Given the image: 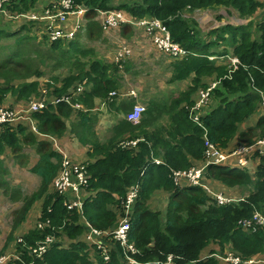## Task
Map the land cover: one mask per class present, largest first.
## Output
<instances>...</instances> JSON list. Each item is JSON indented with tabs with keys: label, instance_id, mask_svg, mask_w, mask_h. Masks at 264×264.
Masks as SVG:
<instances>
[{
	"label": "trees",
	"instance_id": "obj_1",
	"mask_svg": "<svg viewBox=\"0 0 264 264\" xmlns=\"http://www.w3.org/2000/svg\"><path fill=\"white\" fill-rule=\"evenodd\" d=\"M37 1L10 0L7 9L12 13H23L31 9L51 8L56 2L49 0L44 3L46 7L38 8L35 7ZM69 1L71 10L81 8L84 11L81 16L84 26L81 27V23L78 25L71 42L55 39L46 44L43 52L35 54L39 48L37 47L32 52V57L31 48L37 43L31 36H20L22 31L30 30L29 25L24 23L16 33L17 40L10 46H2L4 54L0 57V100L8 92H18V98H27L36 93L38 82L26 81L31 78L38 80L50 73L49 80L55 82L56 78L52 73L61 70L70 61L73 67L71 69L78 73L66 77L62 86L54 88L53 93L60 97L70 86L85 82L83 87L90 85L92 88L84 90L77 99L85 109L93 108L94 99H107L119 87L117 66L97 58L87 62L78 61V54L86 55L91 49L79 50V42L76 40L82 37V28L89 41L100 38L104 30L97 20V13L105 11H120L136 20H159L171 39L188 52L186 57L170 61L168 82L191 79V85L170 100L166 110L169 116L166 129H153L150 132L144 130L151 125L159 107L156 102L149 101L140 123L132 125L122 117L107 144L101 143L95 134L96 117L89 112L78 111L79 120L71 125V133L81 145L89 147V157L96 159L85 167L88 178L81 214L75 210H67L63 205L64 197L54 191L48 193L62 159L61 154L52 150L48 143H37L39 161L30 172L39 177L40 185L29 196L20 197V190L4 179L6 171L3 160L0 159V191L12 203L19 199L21 201L19 208L13 211L14 222L7 242L12 241L14 229L24 221L32 204L39 199H43L39 221L49 224V228L43 231L33 229L25 234L22 237L24 245L16 243V253L6 264H122L123 254L118 244H113L107 261H103L96 251L94 260H90L89 246L76 240L85 231L80 224L81 219L97 230L115 228L120 220L126 189L136 183L140 190L128 218L127 244L136 250L130 257L137 263H155L171 256V264H225L212 255H223L226 250L242 260L263 255L264 227L250 233L238 224L256 211L264 214L263 158L253 175L245 169L224 165L207 169L209 180L227 187L248 190V195L241 201L224 205L217 204L212 196L198 187H189L185 183L183 187L177 188L171 178V170L187 169L193 165L191 160L201 159L203 137L221 149H225L235 137L240 145H250L264 137V115L259 117L252 128L245 132L239 131L240 124L254 114L257 104L264 98V16L258 17L256 14L264 8V0ZM38 2L42 4L41 1ZM220 7L234 9L243 18L255 15L256 21L258 17L255 29H251V24H226L201 32L196 29L190 17L185 18L183 14ZM122 30L124 28H121V34L125 36L126 33ZM14 34L0 29V41L3 37ZM101 40L102 38L99 41ZM220 47L223 50L219 51ZM229 49L240 62L231 72L228 64L216 65L209 60L210 56L226 58L231 54ZM57 50H63L59 53L60 57ZM70 51L74 53H69ZM108 73L115 75L110 77ZM212 79L218 82L209 94L216 105L208 106V112L200 117L199 126L189 117V109L194 102L192 96L197 89H207L205 82ZM17 81L23 82L15 89L11 85ZM126 111L122 113L125 114ZM71 113L68 105L58 103L55 106L48 105L42 112L31 114V118L40 134L61 137L66 131L64 120ZM162 132L167 134V138L161 135ZM120 138L125 142L134 139L139 141L134 147L128 148L119 144ZM34 142L33 136L25 134L21 126H17L15 130L9 124L0 127V156L5 147H10L17 156L15 159H18V152ZM157 157L160 158L159 164L152 162V158ZM159 189L168 196L162 212L150 210L147 203L153 192ZM52 233L56 238L64 236L74 242L66 249L60 243H55L40 257L33 256L28 248L34 247L36 241H41ZM211 245H215L216 249H209V256L201 259L202 252Z\"/></svg>",
	"mask_w": 264,
	"mask_h": 264
},
{
	"label": "crops",
	"instance_id": "obj_2",
	"mask_svg": "<svg viewBox=\"0 0 264 264\" xmlns=\"http://www.w3.org/2000/svg\"><path fill=\"white\" fill-rule=\"evenodd\" d=\"M42 4L38 3L36 4L35 7L41 8L44 7V3L45 2H41ZM46 7V6H45ZM125 21L122 22L118 29L120 28H124V31L126 33V35H122L121 34V30L118 33L117 37H112L113 34H115V31H111V32H103L102 35V44H106L108 42V40L105 37V35H108L111 38H108L111 41L112 45H115V47L120 50L121 48H123V46H126L123 38L126 39V36L128 35V33L130 32L129 30H131V33L134 32L137 35H139L141 38L146 37L145 41L147 40L149 42V44L151 45L152 49L156 52H158V50L155 49V47L153 46V44L151 43V38L152 35L154 34L152 31L150 32L147 27L145 26H141L138 24L136 19H133L130 15H126L125 13H123ZM242 19H247V18H243ZM83 21V17H68L66 19V22L62 24V28L64 27H69L74 23H81L82 24ZM25 23L22 20H18V22H8L6 21L3 17L0 16V29H8L11 26H13L15 29L14 31H16V29H20L21 25ZM3 24H6L3 25ZM30 27V32L32 31L31 35L32 37L39 39L40 36L42 37V40H44V34H45V28L48 26L47 22H42L40 25H38L36 28L32 27V25L28 24ZM245 25V24H244ZM9 30V29H8ZM133 37H130V39ZM136 38V37H135ZM116 40H119L116 42ZM113 42V43H112ZM99 44V45H102ZM111 45V46H112ZM98 49H101L100 46H97ZM117 50V51H118ZM223 50V47L219 49ZM117 51L113 54H111L113 57L111 59V61L109 62H105L107 64H110V62H112V64L116 65V53ZM229 53H231V49L228 50ZM107 52V51H106ZM160 54H162L160 51L158 52ZM134 54H129L124 61L122 62V70H119L116 72V78L119 81V87L116 88L114 91L117 93L114 96H110L105 99V100H99V99H94L93 100V108L90 110L85 109L84 105L82 103H80L82 105V109L83 111L81 112H89L90 115L95 116L96 117V125L94 124V131L95 134L98 138L99 141H101V143H105L107 144V141L110 139L111 136H113L114 132L113 129L114 127L120 123V120L122 119V115H124L122 113V111H126L123 109H128V107L131 109L130 106H132L135 103H141L145 106V108H147V104L149 101H153L156 102L157 104H159V107L156 111V113L154 114V120H152L151 125L147 128H145V131H152L153 129L155 130H161L162 126H168V123H166L167 118L169 120V116L166 113V110L168 109V104H169V97L172 95L173 92H184L185 90H183L184 87V81L186 80H182V81H177L175 83H165V87H161L160 92L162 93V95L160 97L155 98L154 95H156L157 93V87L159 85V83H157L158 81H154L153 86L149 87L147 86V83H143V81H138L139 77L134 79V76L130 75L129 72V67L132 68V64L130 62V58L133 56ZM232 55V53L230 54ZM166 56V55H165ZM108 60V59H106ZM170 60V58H169ZM101 61V60H100ZM219 61V63H218ZM134 62V61H133ZM214 63L216 65H225L227 64V60L226 58L223 57H217L216 61H214ZM128 67V69H127ZM127 70V71H126ZM126 71V72H125ZM154 73H156V69H154L153 71ZM78 72L73 71L67 74V77L70 75H75ZM57 73H55L56 75ZM54 75V77H55ZM115 74L112 73H108V76L112 77ZM41 79L36 80L38 82L37 85V92L36 93H32L30 94L27 98H18V92L16 93H12V92H8L1 100H0V107L7 109L9 111H14L16 113V118L14 119V121H12L11 123H9L10 127L12 129H16L17 126H21L22 128H24L25 130V134L29 133L33 136L35 142L30 145L27 146L25 148H23L20 152H18V159H15V156L12 153V150L10 147H5L4 148V153L3 155L0 156V159L3 160V168L6 171V175L4 177V179L10 183L13 187H16V176L14 175V172H17L19 170H26L30 175H33L35 177H37L36 175H34L33 173L30 172L31 168L34 167L37 162L39 161V155L36 153V148H37V143L39 142H46L50 145L52 150L56 151L55 147H59L66 155L67 157H69L70 161L72 162V165L74 167H77V165H84L86 167V165L88 163H94V161L96 160L95 158H90L89 157V149H87V151L85 150V153H76L75 151H77V149L79 147L82 146L81 149H85L86 147L89 148L88 146H83L81 145V143L78 141V139L75 138V136L71 133V125L76 123L79 120V117L77 115L78 111H72V113L70 114L69 118L65 121L66 124V131L64 132V134L61 137H52V136H47V135H43L40 134L37 130H36V123L32 120L31 118V114L30 111L28 110V106L30 103H38V102H44L46 104H51V102L59 97L56 94L53 93L54 88L59 89L62 84H63V80L66 77L63 78H59V77H55L56 81H51L49 80V78H44L40 77ZM35 79L31 78L30 80L26 81V82H32ZM213 80V79H212ZM48 81V82H47ZM23 81H17L14 82L11 86H14L15 89L19 87V85H21ZM130 83V85L132 84H136L137 86L136 91L138 92V97L135 99H131V98H126L123 96H120V94L125 93L127 90H129L130 85H128ZM90 88H92V86L88 85V86H84V90L89 91ZM133 89V88H131ZM201 89H197L196 92L193 94L192 96V100L196 101L197 98L199 97V93H200ZM84 92V91H83ZM136 92V93H137ZM63 94H61L60 96H62ZM170 95V96H169ZM130 109H128L127 111H129ZM126 111V112H127ZM208 111V108L205 110ZM125 112V113H126ZM101 115V117L99 118L98 116ZM262 115H264V101H261L260 103L257 104L256 109L254 111V114L250 117H248L247 119H245L239 126V131L240 132H245L247 129L252 128L256 121L259 119V117H261ZM118 117H121L120 119H118ZM162 119L163 122H161L160 120ZM161 135L164 138H167V134L164 135V133L162 132ZM18 137L20 139H22L21 135H18ZM123 140L122 138H120L118 141ZM132 141H137L136 139L132 140ZM132 141H126V142H132ZM139 141V140H138ZM117 142V141H116ZM121 142H125V141H121ZM120 142V143H121ZM119 143V144H120ZM239 144V142L237 141V138L235 137L233 140H231L230 142H228L227 147L224 149L225 152H230L233 151V149H235ZM245 145V144H243ZM128 148H132V147H128ZM57 152V151H56ZM59 153V152H58ZM60 154V153H59ZM77 155H79V157H77ZM82 158V159H81ZM154 159H159V157L157 158H152V160ZM83 160L85 162H83ZM191 164H195V165H199L200 161H193L191 160ZM260 159L259 157L254 154L251 155V157H249L246 160V166L244 167H238L236 164V159L235 158H230L227 160L226 164L224 166H229V167H235V168H239V169H245L247 170L251 175L254 174L256 167L259 165ZM207 170L204 172L203 177H204V183L209 186L213 191H215L216 193H220L223 196L229 197L231 198L233 201L235 202H239L241 201L243 198H245L244 196L246 195V191L245 189L242 188H237V187H227L219 182L216 181H212L209 180L210 178L207 177L206 175ZM226 188V189H225ZM53 192V188L50 185L48 188V193H52ZM165 197V198H164ZM167 194L164 193L163 190L159 189V190H155L151 196V198L147 201L148 203V208L152 211H155V209L157 208V204L155 202V199H165V201L167 200ZM9 202L12 205H17V202H10L6 197L3 196L2 192L0 191V203H6ZM42 204H43V199H39L36 202H34L29 210V212L27 213L25 219L23 222H21L13 231L12 234V241L11 242H7V238L9 236V233L11 231V227L10 229L6 228L3 226V223L0 220V257H4L7 260H9L11 257H13L15 255V251H16V246L15 243L18 239H22V237L27 234L30 230H33L36 223L39 221L40 215H41V210H42ZM165 209V208H164ZM160 212H162L161 210H159ZM40 212V214H39ZM39 214V215H38ZM38 215V216H37ZM14 222V218L12 219L11 222V226L13 225ZM80 224H83V219L80 220ZM109 230V229H108ZM6 237V238H5ZM62 240H60L59 238V243L60 246L62 248H68V246L74 242V240H69L67 238H65L64 236L61 237ZM105 239L101 240L100 239H95L93 237H89V235L87 234L86 230L84 232H82V234L78 237V239L76 241L78 242H84L86 245H88L89 247H91L94 243V241H98V242H102L104 243ZM216 249L215 245H211L210 247H208L204 252H202L201 254V259H204V257H208L209 255L207 254V251L209 249ZM94 250V248L88 249V255L90 256V253L93 254V257H91L92 260H94V253L92 252ZM226 252H230L229 250H226ZM214 255H218V254H214ZM254 261L255 264H264V254L263 255H259L257 257H254Z\"/></svg>",
	"mask_w": 264,
	"mask_h": 264
},
{
	"label": "built area",
	"instance_id": "obj_3",
	"mask_svg": "<svg viewBox=\"0 0 264 264\" xmlns=\"http://www.w3.org/2000/svg\"><path fill=\"white\" fill-rule=\"evenodd\" d=\"M55 1L56 2L53 3L51 8L46 7L45 9H31L30 11L23 13H12L7 9L10 0H0V16L6 18L10 22H18V20H22L25 23H29L34 28L42 22H47L48 26L45 28L44 34L45 40H48L47 42L51 43L55 39H61L68 43L72 40L74 33L77 31V24L79 23H74L71 26L64 28H62V24L66 22L68 17H81L84 11L81 8L71 10V3L69 0ZM60 6H63V8H60ZM78 10H82V12ZM97 17L100 18V24L104 31L109 30V26H114L119 23L121 24V22L125 21L124 15L120 11L99 12L97 13ZM137 22L138 24L140 22L142 26L147 27L150 32L152 31L154 33L151 38V43L159 49L162 54L166 55L170 59L179 60L188 55L187 51L171 39L165 27L159 20L141 18L140 20H137ZM123 51V48H121L116 53V66L119 70H122V62L128 56L125 55ZM216 59V56L209 57L210 61ZM226 60L230 72L235 70L238 64H240L239 60L233 55L226 56ZM84 84L85 82H82L80 84L70 86L62 96L55 98L51 104L55 105L58 103H65L75 112L83 111L82 105L77 101V99L81 94H83ZM217 84L218 82L214 81L207 89L200 90L199 97L193 102V106L189 109V117L197 125H201L200 117L205 114V110L209 105H211V103H209V100H211L209 94ZM116 94L117 93L115 91H112L110 96H115ZM120 96L135 99L137 98V93L133 88L120 94ZM262 101H264V98ZM45 108L46 104L44 102L30 103L28 106L30 113L39 112ZM145 111L146 108L143 104L135 103L132 105L131 109L124 114L123 118L130 124L137 125L140 123ZM15 118L16 113L14 111H9L0 107V127L3 124L11 123ZM137 142L138 140L132 142H121L120 145L122 147H134ZM55 148L56 151L61 154L62 159L58 172L52 180L53 191L54 193H57V195L64 197L63 205L67 210H75L81 214L82 204L86 195V181L88 178V175L85 172V166L77 165V167H74L69 157H67V155L59 147ZM253 154H257L258 156L264 158V137L257 140L253 144L237 146L230 152H225L224 149L217 147L204 137L202 159L199 165L194 164L184 170H171V178L175 186L186 183L190 186H201L205 191L210 193V189L203 185L201 181L202 175L208 167L225 165L227 160L230 158L236 159L238 167H244L246 166V160ZM152 162L155 164L161 163L159 159H154ZM138 187L139 185L135 184L126 189L124 201L121 205V213L123 212L124 214L115 228H112L109 231H97L83 221L89 237L100 239V241L103 239H107L109 241L107 244L94 241L96 250L99 252L104 261L109 259L111 244L117 243L122 248L124 264H140L130 257V255L134 254L136 250L127 244V234L129 230L128 214L130 213L134 199L137 196ZM212 195L214 196V200L220 205L227 204L231 201L229 198L219 193ZM239 223L243 228L251 229L252 232H255L258 228L264 227V215L254 212L251 218L242 220ZM46 228H49L48 222L38 221L36 223V229L43 231ZM51 231H53V229H51ZM58 241L59 239L52 233L50 235H46L41 241H36L35 246L28 249L33 256L40 257L50 248L51 245L58 243ZM16 242L24 245L21 238ZM217 258L225 264H255L254 259L242 260L233 253H227L224 256ZM7 261L8 260L6 258L0 257V264H6ZM168 261H170V259H168Z\"/></svg>",
	"mask_w": 264,
	"mask_h": 264
},
{
	"label": "rangeland",
	"instance_id": "obj_4",
	"mask_svg": "<svg viewBox=\"0 0 264 264\" xmlns=\"http://www.w3.org/2000/svg\"><path fill=\"white\" fill-rule=\"evenodd\" d=\"M38 1L46 2L49 0H38ZM38 1H37V3H39ZM78 11L82 12V10H78ZM183 14H184L185 18L190 17V20L193 23H195L196 29L201 31V32H208L209 30L218 28V27H220L222 25H226V24H230L233 26L251 24V29L254 30L255 29V23H257V21H258V17L264 16V8L261 9V11L259 13H256L258 15L257 21H256L255 15L249 16L245 20V19H242L234 9H231V8L227 9L224 7L215 8L212 10H210V9L196 10L191 14L184 12ZM218 18H220V20ZM97 20L100 22L99 17H97ZM27 24H29V23H27ZM3 25L6 26V24H3ZM77 25H79V24H77ZM119 25H120V23L116 24L114 26H109V30H107L105 32L115 31L114 32L115 34H113L112 37H117L119 31L121 30L120 28L118 29ZM139 25L142 26V24L140 22H139ZM83 26L84 25L82 23L81 27H83ZM8 29H5V30L9 33H15V34L11 37H3L2 41H0V57L4 54L2 46H10L11 43L15 39L17 40L16 33L18 32L19 27H18V29H16V31H14L15 28L13 26H11ZM80 31H81L82 37L76 38V40L79 42V47H80L79 50L88 51V49H91V51H90V53H87L86 55H80L77 53L79 55V59L77 58L78 61L87 62L88 60H91L93 58H97L98 60H101L104 62L111 61V59L113 57L111 54L115 53L118 50L115 47V45L111 44L112 40L110 41L108 39L111 37H109L108 35H105V37H103V38H106L108 40V42L106 44H102V42L99 41L102 38V36L100 38L96 39L95 41H89L85 35V31H83V28ZM31 35H34V34H32V31L30 32V30H29V32L27 30H24L20 33V36H29L30 37ZM42 37L40 36L39 39H37V37L36 38L32 37L34 39L35 43H37L39 46L33 42L35 45H34V47L31 48L30 56L34 57V54L32 52L35 49H37V47H39V48L35 51V54L37 52H43L47 46L46 44H49V42H47L48 40H42ZM130 37H133V38L130 39ZM94 38H95V35H94ZM145 38L146 37L141 38L139 35H137L134 32H132V33L129 32L128 35L126 36V39L123 38V41L126 45V46H123V50H124L123 52L125 55H129L132 53L134 54L129 59L131 64L133 63L132 68L129 67V72H130L131 76H134V79L139 77L138 81H143V83L145 82L147 84L149 83L147 85L149 87L153 86V84H151V83H153L154 81H158L157 83H159V85L157 87V93H156V95H154L155 98H157V97H160L162 95V93L160 92L161 87H165L166 86L165 83H167L169 78H170V71L171 70H170L169 63L173 59L171 58L169 60V57L165 56L164 54L158 53L159 49H157L155 46L154 47L156 50H158V52L154 51L152 49L151 45L149 44V42L147 40L145 41ZM117 41H119V40H116V42ZM63 44L65 45V43H63ZM99 44H102V45H99ZM97 46H100L101 49H98ZM65 48L68 49L67 46H65ZM61 51H63V50H57L58 57H60L59 53H61ZM69 53H74V52L70 51ZM106 59H108V60H106ZM72 61H75V59H73ZM110 63H112V62H110ZM218 63H219V61H218ZM71 67H72V63L70 61L61 70L53 72L52 75L54 76L55 73H57L55 75V77H59V78L60 77L61 78L67 77V74L69 73V71L70 72L76 71L75 69H71ZM154 69H156V73L153 72ZM49 76H50V73H46V76H44V78H49ZM190 80L191 79H188V80L183 82L185 84L183 87V90H185L186 87L188 88L191 85ZM212 82H214V80H207V82H205V83L209 86ZM170 84H172V83H170ZM128 85H130V83ZM136 86H137L136 84H132V85H130L129 89L134 88L136 91V88H135ZM137 94H138V92H137ZM178 94L179 93H177V92H173L171 96L169 95L170 96L169 101L171 99H173L174 97H177ZM137 97H138V95H137ZM209 103H211V105H210L211 107L216 105L213 100H209ZM123 116L124 115H122V117ZM98 117L100 118L101 115H99ZM120 118L121 117H118V119H120ZM166 118H167V121L165 124L168 123V117H166ZM160 121L163 122L162 119ZM167 127L168 126L164 125L161 128L166 129ZM81 148H82V146L79 147L77 149V151H75V152L76 153H79V152L85 153V150L87 151V149H89L87 147L85 149H81ZM77 157H79V155H77ZM83 162H85V161L83 160ZM14 175L16 176V178H15L16 183H17L16 186L18 187V189L20 190V193H21L20 197L31 195L33 192H35L38 189V187L40 185L39 177H35L33 175H30L26 170H19L17 172H14ZM247 195H248V190L246 191L245 196H247ZM19 200L17 201V205L16 204L12 205L9 202L0 203V220L3 223V226L8 228V229H10V227L12 228L11 222H12V219L14 218L13 211L18 209L19 206L21 205V201H19ZM155 202L157 204V208L155 209V211H159V210L164 211V208H165L166 203H167L165 201V199L156 198ZM39 214H40V212H39ZM123 214H124L123 212L120 213L119 217L121 218ZM34 229L38 230V229H36V225H35ZM61 237L62 236H60V240H62ZM15 246H16V243H15ZM90 256L93 257V254L90 253Z\"/></svg>",
	"mask_w": 264,
	"mask_h": 264
},
{
	"label": "clouds",
	"instance_id": "obj_5",
	"mask_svg": "<svg viewBox=\"0 0 264 264\" xmlns=\"http://www.w3.org/2000/svg\"><path fill=\"white\" fill-rule=\"evenodd\" d=\"M45 40V39H44ZM69 42H71V40L69 41ZM68 42V43H69ZM213 61H216V60H213ZM30 80V79H29ZM39 80V79H38ZM34 81H36V80H34ZM58 98V97H57ZM46 104V103H45ZM48 105H52V104H46V107L48 106ZM56 105V104H55ZM55 105H53V106H55ZM46 109V108H45ZM44 110V109H43ZM42 110V111H43ZM42 111H39V112H42ZM39 112H33V113H39ZM32 113V114H33ZM199 126H201V125H199ZM203 139V141H204V137L202 138ZM238 146H241V145H238ZM254 155V154H253ZM257 155V154H256ZM258 156V155H257ZM259 157V159H260V162H261V158H263V157H260V156H258ZM201 159H202V156H201ZM201 159L199 160V161H201ZM264 159V158H263ZM260 162H259V164H260ZM194 165V164H193ZM212 167V166H211ZM209 168V167H208ZM207 168V169H208ZM206 169V170H207ZM205 170V171H206ZM204 174V173H203ZM201 181H202V183H203V185H205V186H207L205 183H204V177H203V175H202V179H201ZM136 184H138V183H136ZM139 185V184H138ZM185 184H182V185H179V186H176L177 188H181V187H183ZM187 186H189V187H198V188H200L201 190H203L206 194H208V195H210V196H212L213 198H214V196L212 195V194H215L216 192L215 191H213L209 186H207L209 189H210V193H208L207 191H205L201 186H190V185H187ZM139 190H140V187H138V192H139ZM217 194V193H216ZM220 194V193H219ZM137 196H138V193H137ZM137 196H136V198H137ZM226 197V196H225ZM136 198L134 199V202H133V205H132V207H131V209H130V213L128 214V215H131L132 214V209H133V206H134V203H135V200H136ZM227 198H229V197H227ZM231 201L229 202V203H233V202H235V201H233L231 198H229ZM218 204V203H217ZM220 205V204H219ZM224 205V204H223ZM257 212V211H256ZM259 213V212H258ZM260 214H262V213H260ZM253 215V214H252ZM264 215V214H263ZM252 217V216H251ZM250 217V218H251ZM247 219H249V218H247ZM243 220H246V219H243ZM240 221H242V220H240ZM239 221V222H240ZM238 222V224L241 226V224ZM83 225V227H84V229L86 230V227H85V225H84V223L82 224ZM242 227V226H241ZM94 229V228H93ZM242 229L243 230H246V231H249L250 233H255V232H257V231H255V232H252V230L251 229H246V228H243L242 227ZM94 230H97V229H94ZM97 231H109V230H97ZM86 232H87V230H86ZM58 239L60 238V236L59 237H57ZM105 244H107V243H109V241L107 240V239H105L104 241H103ZM17 243V242H16ZM58 243H59V241H58ZM111 244V243H110ZM113 244H117V243H113ZM113 244H111V249L113 248ZM130 246H132V245H130ZM94 248V250L92 251L93 253H95V251L96 252H98L97 250H96V245L93 243V245L91 246V247H89V249H93ZM121 248V247H120ZM134 249V248H133ZM121 250H122V248H121ZM135 250V249H134ZM111 252V251H110ZM99 253V252H98ZM227 253H231V251L230 252H226V253H224L223 255H212L213 257H215V258H217V257H220V256H224L225 254H227ZM122 254H123V252H122ZM110 255V254H109ZM236 256V255H235ZM168 259H170V261H168ZM250 259H254V258H250ZM90 260H92L91 258H90ZM103 260V259H102ZM104 261V260H103ZM8 262V261H7ZM172 263V257L171 256H168L164 261H158L157 260V262H155V263H146V264H171ZM122 264H124V261H123V258H122ZM141 264V263H140Z\"/></svg>",
	"mask_w": 264,
	"mask_h": 264
}]
</instances>
